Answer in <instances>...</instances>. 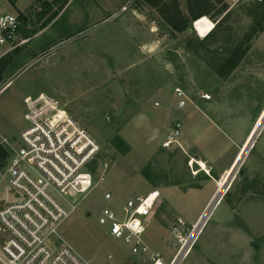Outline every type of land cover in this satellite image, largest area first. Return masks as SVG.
<instances>
[{
  "label": "rangeland",
  "instance_id": "1",
  "mask_svg": "<svg viewBox=\"0 0 264 264\" xmlns=\"http://www.w3.org/2000/svg\"><path fill=\"white\" fill-rule=\"evenodd\" d=\"M226 2L227 34L200 45L205 37L175 33L139 0H0L28 39L0 72V141L27 127V100L45 97L100 148L88 169L93 189L60 229L91 264L149 259L110 235L105 214L122 216L154 190L144 241L170 261L177 219L195 224L219 189L184 264H264V127L225 185L264 115V0ZM239 45L245 59L218 77L214 60ZM4 168L0 208L15 198Z\"/></svg>",
  "mask_w": 264,
  "mask_h": 264
},
{
  "label": "built area",
  "instance_id": "2",
  "mask_svg": "<svg viewBox=\"0 0 264 264\" xmlns=\"http://www.w3.org/2000/svg\"><path fill=\"white\" fill-rule=\"evenodd\" d=\"M19 30L17 16L0 4V62L16 49ZM26 103L27 127L19 137L0 141L9 155L1 176L7 175L15 196L0 208V264H91L65 241L60 229L77 210L81 197L93 189L88 169L100 148L45 97ZM219 192L195 224L177 219L170 261L152 252L144 241L161 197L158 191L131 201L122 216L106 213L105 221L111 236L122 238L135 253L149 255L144 264H184L219 202Z\"/></svg>",
  "mask_w": 264,
  "mask_h": 264
},
{
  "label": "trees",
  "instance_id": "3",
  "mask_svg": "<svg viewBox=\"0 0 264 264\" xmlns=\"http://www.w3.org/2000/svg\"><path fill=\"white\" fill-rule=\"evenodd\" d=\"M181 1L186 5V12L181 9ZM57 3L64 4V0H57ZM139 4H143L156 11L163 22L171 28L175 33L183 34L189 32L195 35L193 30V24L201 18L209 17L216 22L215 28L207 35L203 40H199L200 45H205L212 38L218 36L220 33L227 34L225 32L224 24L231 16L229 11V5L225 0H139ZM259 15V14H258ZM262 17V15H259ZM257 17L259 21L257 24L262 26L264 17ZM262 20V21H261ZM197 54V49H192ZM247 55V50L237 46L232 48L226 57L220 59L212 65V69L215 74L220 78L228 77L234 72L237 67L243 62ZM10 57H5L0 62V72L7 67ZM112 144L117 149L121 150L122 154H126L130 147L120 139L115 138ZM8 152L0 143V171L5 167L8 159Z\"/></svg>",
  "mask_w": 264,
  "mask_h": 264
},
{
  "label": "bare ground",
  "instance_id": "4",
  "mask_svg": "<svg viewBox=\"0 0 264 264\" xmlns=\"http://www.w3.org/2000/svg\"><path fill=\"white\" fill-rule=\"evenodd\" d=\"M195 27H196V32L200 37H206L207 35H209L211 33V31L213 30V23L211 21H209L206 17L199 19L198 21L195 22ZM264 127V115L261 118V120L259 121V123L257 124L256 129L253 131V133H251V135L249 136L247 143L245 145V149L242 151L241 157L239 158V160L237 161V164H235L233 166V172L230 173V178L228 179V181L226 182L225 185L228 184V182L232 179L233 175L235 174V169L236 167H238L241 162L242 159L244 158V156L246 155V153L249 151V149L253 146V144L255 143L254 141L257 138V135L260 131H262ZM202 167H204V165L202 164ZM231 170V171H232ZM232 176V177H231ZM225 185H222L223 188ZM222 188V189H223ZM221 189V190H222ZM220 190V189H219ZM221 194V193H220Z\"/></svg>",
  "mask_w": 264,
  "mask_h": 264
},
{
  "label": "crops",
  "instance_id": "5",
  "mask_svg": "<svg viewBox=\"0 0 264 264\" xmlns=\"http://www.w3.org/2000/svg\"><path fill=\"white\" fill-rule=\"evenodd\" d=\"M28 41V39H26L23 35H21L20 33H18V35H17V47H16V49L14 50V51H11L10 53H8L7 55H6V57H10L11 55H13V54H15L16 53V51L18 50V49H20V48H22L24 45H25V43ZM1 137V136H0ZM232 154V157H233V153H231ZM231 159H233V158H231ZM230 159V162H229V164H227L226 166H224L219 172H223V171H225L226 169H228V167H229V165L231 164V160Z\"/></svg>",
  "mask_w": 264,
  "mask_h": 264
},
{
  "label": "water",
  "instance_id": "6",
  "mask_svg": "<svg viewBox=\"0 0 264 264\" xmlns=\"http://www.w3.org/2000/svg\"><path fill=\"white\" fill-rule=\"evenodd\" d=\"M193 30L196 31L195 23L193 24ZM107 119H108V121H110L109 117Z\"/></svg>",
  "mask_w": 264,
  "mask_h": 264
}]
</instances>
